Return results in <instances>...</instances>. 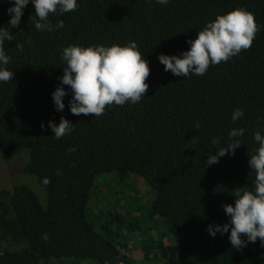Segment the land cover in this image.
<instances>
[{
    "label": "trees",
    "instance_id": "obj_1",
    "mask_svg": "<svg viewBox=\"0 0 264 264\" xmlns=\"http://www.w3.org/2000/svg\"><path fill=\"white\" fill-rule=\"evenodd\" d=\"M19 148L48 204L0 189V264H137L127 214L175 239L144 260L264 264V0H0L1 156ZM101 173L143 178L150 207L104 222Z\"/></svg>",
    "mask_w": 264,
    "mask_h": 264
},
{
    "label": "rangeland",
    "instance_id": "obj_2",
    "mask_svg": "<svg viewBox=\"0 0 264 264\" xmlns=\"http://www.w3.org/2000/svg\"><path fill=\"white\" fill-rule=\"evenodd\" d=\"M29 161V151L26 148H19L15 150L9 158H3L0 153V189L8 188L11 189L14 184H27L40 198L41 203L46 206L48 204L47 191L40 184L38 178L35 175L26 173V166ZM138 177V178H137ZM131 184L129 186H123L121 191V184H118L115 175L101 173L97 176L95 184L98 185L96 188L95 204H99L103 212V221L108 220L109 215L115 211L123 210L122 213L126 212L128 208L136 201L142 208L147 209L154 198V192L150 186L145 183V180L139 176H131ZM124 185V184H122ZM132 196H136L132 198ZM135 199V200H134ZM128 207V208H127ZM89 216L95 218L94 211L89 209ZM128 212V211H127ZM124 225L122 228L118 227V221L113 222L111 227L116 231H119L121 237L127 242L126 252L130 253L136 260L137 264H164L162 256H160V250L152 248L149 260H144L145 248L149 245H154L158 236H163L168 248L175 246V239L172 233L169 231L166 224L159 220V226L155 228L154 232L145 234L141 231L131 233V222L129 215L124 216ZM99 225V223H98Z\"/></svg>",
    "mask_w": 264,
    "mask_h": 264
}]
</instances>
